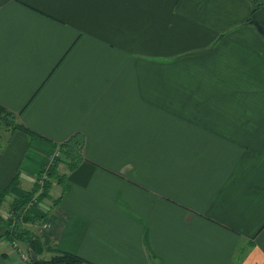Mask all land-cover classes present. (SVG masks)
Instances as JSON below:
<instances>
[{
    "label": "crops",
    "instance_id": "crops-1",
    "mask_svg": "<svg viewBox=\"0 0 264 264\" xmlns=\"http://www.w3.org/2000/svg\"><path fill=\"white\" fill-rule=\"evenodd\" d=\"M252 8L0 0V107L28 130L0 122L5 201L35 187L54 146L83 139L21 224L31 238L94 264H264V35ZM6 229L0 264H23Z\"/></svg>",
    "mask_w": 264,
    "mask_h": 264
},
{
    "label": "trees",
    "instance_id": "trees-1",
    "mask_svg": "<svg viewBox=\"0 0 264 264\" xmlns=\"http://www.w3.org/2000/svg\"><path fill=\"white\" fill-rule=\"evenodd\" d=\"M252 1V13L262 6L257 0ZM251 17L248 19L250 21ZM0 122L4 125L10 126L12 128H22L28 131L21 125L13 124L11 120V114L9 112L4 111L0 107ZM83 145V139L79 135H75L68 141H65L57 146H54V149L58 147L59 155L54 157V162L50 165L48 169V174L57 180H62L63 174H57L55 172V167L59 161H65L68 164V167L72 168L76 163L81 159L80 150ZM13 181H16V177ZM12 181V182H13ZM51 184V180H48L44 183L43 189L41 192L33 198L35 191L37 190V186H35L31 190L23 191L21 194L13 198L9 205V216H2L0 214V222L5 221L7 225V229L5 231V235L9 240L17 239L26 244L30 249H32L36 256L37 262L33 263L32 260L29 264H94L87 259L77 255L75 253L54 250L49 258L39 257V255L44 251L43 243L37 239L31 238L29 233L22 227V221H29L34 216L30 214L29 210H26V205L32 199H35V202L39 201L42 197H44L48 193L49 186ZM8 187L0 188V207L1 203L4 201V198L8 192ZM34 202V204H35Z\"/></svg>",
    "mask_w": 264,
    "mask_h": 264
},
{
    "label": "built area",
    "instance_id": "built-area-1",
    "mask_svg": "<svg viewBox=\"0 0 264 264\" xmlns=\"http://www.w3.org/2000/svg\"><path fill=\"white\" fill-rule=\"evenodd\" d=\"M59 150L53 151L50 156L48 157L47 161L45 162V166L43 171L41 172L39 176V184L43 183V181L47 178V172L50 167V165L54 162V157L58 156ZM35 202V199H32L31 201L28 202L26 205V210L30 208ZM42 226H47V224H43ZM8 247L9 251H12L13 253H16L17 259L23 263V264H29L31 261V257L27 249H25L22 245L21 242L17 239H12L8 242Z\"/></svg>",
    "mask_w": 264,
    "mask_h": 264
},
{
    "label": "rangeland",
    "instance_id": "rangeland-1",
    "mask_svg": "<svg viewBox=\"0 0 264 264\" xmlns=\"http://www.w3.org/2000/svg\"><path fill=\"white\" fill-rule=\"evenodd\" d=\"M6 112H8V111H6ZM54 151V148L51 150V152L50 153H52ZM40 174H41V172L36 176V179H35V186H37V190L35 191V194H34V196H33V198L34 197H36L40 192H41V190L44 188L43 187V185H44V183L46 182V181H48V180H51L52 181V179H51V176L48 174V172H47V178L43 181V183L41 184V182H40V184H39V176H40ZM31 190V189H30ZM5 199H6V197L4 198V201L1 203V207H0V214L2 215V216H9L10 215V213H9V205H10V203H7V201H5ZM6 209V210H5ZM8 209V210H7ZM27 210H29L30 211V208H28ZM28 222V221H27ZM24 223H26V221H22V224H24ZM33 223V222H32ZM43 224H47V222H45V223H43ZM42 224V225H43ZM42 225H41V228H43L42 227ZM34 227L35 226H37V224H35V225H33ZM48 226V225H47ZM24 228V227H23ZM25 229V228H24ZM26 231H27V229H25ZM28 232V231H27ZM30 232V231H29ZM28 232V233H29ZM30 234H31V232H30ZM32 238L35 240V239H37V240H39L40 241V239L39 238H37V237H35V236H32ZM41 242V241H40ZM43 247H44V255H42V253L39 255V257H44V258H49L50 256H51V254L53 253V251H54V249L48 244V243H44V241H43ZM30 254V253H29Z\"/></svg>",
    "mask_w": 264,
    "mask_h": 264
},
{
    "label": "water",
    "instance_id": "water-1",
    "mask_svg": "<svg viewBox=\"0 0 264 264\" xmlns=\"http://www.w3.org/2000/svg\"><path fill=\"white\" fill-rule=\"evenodd\" d=\"M250 22L253 23L260 33L264 35V6L257 8L250 19ZM30 257L33 263L37 262V256L32 249H29Z\"/></svg>",
    "mask_w": 264,
    "mask_h": 264
},
{
    "label": "snow or ice",
    "instance_id": "snow-or-ice-1",
    "mask_svg": "<svg viewBox=\"0 0 264 264\" xmlns=\"http://www.w3.org/2000/svg\"><path fill=\"white\" fill-rule=\"evenodd\" d=\"M44 2L49 5H54L58 2V0H44Z\"/></svg>",
    "mask_w": 264,
    "mask_h": 264
}]
</instances>
